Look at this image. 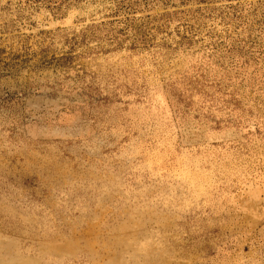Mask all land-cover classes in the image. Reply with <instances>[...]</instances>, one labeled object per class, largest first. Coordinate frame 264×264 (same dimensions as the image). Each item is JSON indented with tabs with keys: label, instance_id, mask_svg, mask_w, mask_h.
<instances>
[{
	"label": "rangeland",
	"instance_id": "374dc122",
	"mask_svg": "<svg viewBox=\"0 0 264 264\" xmlns=\"http://www.w3.org/2000/svg\"><path fill=\"white\" fill-rule=\"evenodd\" d=\"M0 264H264V0H0Z\"/></svg>",
	"mask_w": 264,
	"mask_h": 264
}]
</instances>
